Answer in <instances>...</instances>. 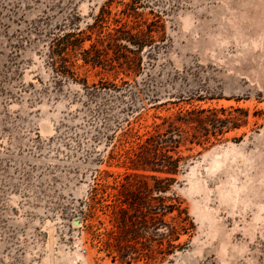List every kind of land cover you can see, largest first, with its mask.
Returning <instances> with one entry per match:
<instances>
[{
  "label": "rangeland",
  "instance_id": "rangeland-1",
  "mask_svg": "<svg viewBox=\"0 0 264 264\" xmlns=\"http://www.w3.org/2000/svg\"><path fill=\"white\" fill-rule=\"evenodd\" d=\"M15 2L0 0V264H264V0H38L13 14ZM49 7L50 27L74 9L83 48L99 37L108 51L121 21L150 25L155 50L135 74L88 66L57 85L29 30ZM199 109L247 117L181 141L174 181L149 191L154 174L135 175L125 153L134 135ZM172 198L194 228L169 254L174 214L159 210L161 226L142 214Z\"/></svg>",
  "mask_w": 264,
  "mask_h": 264
},
{
  "label": "trees",
  "instance_id": "trees-1",
  "mask_svg": "<svg viewBox=\"0 0 264 264\" xmlns=\"http://www.w3.org/2000/svg\"><path fill=\"white\" fill-rule=\"evenodd\" d=\"M24 1H29L30 4L38 2V0H18L11 8L13 14H17L21 10ZM52 8L49 7L48 11H45L29 30L35 33L37 39L42 41L45 64L54 75L55 84L57 85L67 80L78 82L80 79L77 69L88 66L91 68L106 66L113 68L114 65H125L127 71L135 74L142 65L140 55L146 53V58L150 59L152 52L155 50L152 47L154 39L150 25L142 30L138 24L128 28L126 22L121 21H114L116 25L112 29L113 34L108 33L107 35L108 51L96 47V44L104 43L99 37H97L95 45L91 44L88 48H83L86 41H91V35L85 34L78 28L72 29V20L76 18L74 9H70L67 13L68 17L62 25L50 27L48 12ZM55 8L62 10L59 4ZM132 13V15L126 17L136 19L135 11H132ZM101 23H104L103 20ZM67 24L69 29L66 30L64 28L67 27ZM98 28H101V26ZM146 47L147 50L143 51ZM14 57L15 55H13ZM78 60L81 61V66L76 65ZM0 84H4L3 81H0ZM94 90L97 91V87L94 86ZM223 113H229V115H223ZM231 113L237 114V118L232 117ZM220 114L223 115V118L218 116L219 112L216 110L185 111L183 114L176 115L172 120L170 118L164 120L161 125H154L155 132L153 134L149 132L144 133L142 136L135 134L134 137L137 142H134V146L125 151L128 156L131 153L128 160L133 163L134 174L137 175L138 172L154 174L151 178L157 186L149 191L156 192V194L164 192V187L160 184L163 181H174L181 161L184 159L179 154L181 141L187 142L189 145H200L201 137L207 142L210 136L215 138L228 130L237 129L244 122L242 118L247 117V113L242 109H233L228 112L221 110ZM163 124H167V126L161 130ZM192 124H195V126ZM186 128L194 131L190 135V139H187L188 132ZM182 134H185L186 137H183ZM158 175H165L166 177L159 178ZM122 198L120 201L122 204L129 206L137 204L136 198L132 194H123ZM157 201L162 202L159 198H157ZM159 206L155 212L144 213L142 216L143 218H150L153 223L156 222L157 225L161 226L163 223L158 218V216H161L158 213L159 210L167 209L168 214H174L167 225V252L173 254L175 250H181L187 245L179 240L182 236L190 237L194 227L186 209L181 207V203L177 199H170V204L167 207H164V205Z\"/></svg>",
  "mask_w": 264,
  "mask_h": 264
}]
</instances>
